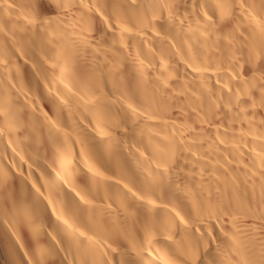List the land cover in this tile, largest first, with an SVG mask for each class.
<instances>
[{"label":"clouds","instance_id":"obj_1","mask_svg":"<svg viewBox=\"0 0 264 264\" xmlns=\"http://www.w3.org/2000/svg\"><path fill=\"white\" fill-rule=\"evenodd\" d=\"M0 230L24 264H264V0H0Z\"/></svg>","mask_w":264,"mask_h":264},{"label":"bare ground","instance_id":"obj_2","mask_svg":"<svg viewBox=\"0 0 264 264\" xmlns=\"http://www.w3.org/2000/svg\"><path fill=\"white\" fill-rule=\"evenodd\" d=\"M22 238L26 245V249L31 247V243L25 233H22ZM13 255L21 262L23 256L19 253V246L16 244L15 238L7 230H0V264H14Z\"/></svg>","mask_w":264,"mask_h":264}]
</instances>
